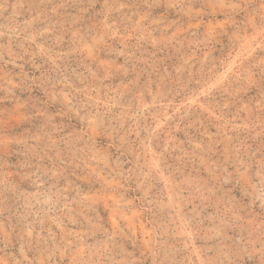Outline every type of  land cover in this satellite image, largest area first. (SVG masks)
I'll list each match as a JSON object with an SVG mask.
<instances>
[{
  "label": "rangeland",
  "instance_id": "obj_1",
  "mask_svg": "<svg viewBox=\"0 0 264 264\" xmlns=\"http://www.w3.org/2000/svg\"><path fill=\"white\" fill-rule=\"evenodd\" d=\"M0 264H264V0H0Z\"/></svg>",
  "mask_w": 264,
  "mask_h": 264
}]
</instances>
